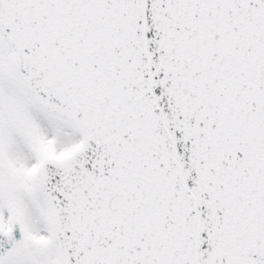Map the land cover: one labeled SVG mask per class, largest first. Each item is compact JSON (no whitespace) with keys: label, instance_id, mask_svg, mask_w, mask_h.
<instances>
[{"label":"snow or ice","instance_id":"6c2138e0","mask_svg":"<svg viewBox=\"0 0 264 264\" xmlns=\"http://www.w3.org/2000/svg\"><path fill=\"white\" fill-rule=\"evenodd\" d=\"M0 264H264V0H0Z\"/></svg>","mask_w":264,"mask_h":264}]
</instances>
